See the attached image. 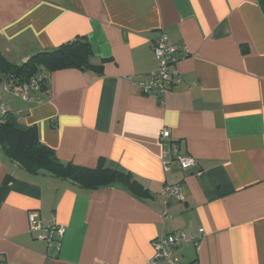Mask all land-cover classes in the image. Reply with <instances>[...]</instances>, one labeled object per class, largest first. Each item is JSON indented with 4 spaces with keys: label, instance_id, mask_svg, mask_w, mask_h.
Listing matches in <instances>:
<instances>
[{
    "label": "crops",
    "instance_id": "obj_1",
    "mask_svg": "<svg viewBox=\"0 0 264 264\" xmlns=\"http://www.w3.org/2000/svg\"><path fill=\"white\" fill-rule=\"evenodd\" d=\"M162 33L185 53L175 56L179 81L160 103L133 82L156 68L152 44ZM76 38L88 42L99 70L50 72L31 101L0 87V101L20 125H35L61 162L102 161L141 191L31 172L0 148V264H151L153 239L177 231L198 240L174 249L179 264H264L260 1L0 0V53L8 61L22 64ZM165 126L196 166L171 161L163 169ZM166 184H179L182 199L162 196ZM31 210L64 226L58 248L29 231Z\"/></svg>",
    "mask_w": 264,
    "mask_h": 264
},
{
    "label": "trees",
    "instance_id": "obj_2",
    "mask_svg": "<svg viewBox=\"0 0 264 264\" xmlns=\"http://www.w3.org/2000/svg\"><path fill=\"white\" fill-rule=\"evenodd\" d=\"M259 1L264 9V0ZM90 55L91 49L88 42L80 38L68 41L50 52L33 55L19 65L8 61L0 53L2 92L12 98H17L10 95L9 91L5 90V86L19 88L40 72L50 73L63 68L99 70L100 66L89 62ZM47 84L48 82L41 80L40 89L46 87ZM2 103L4 107L3 111H0V148L23 169L69 179L82 187L91 189L122 184L133 193L137 190L141 191V187L131 180L129 174L104 166L102 161L94 168L61 162L52 149L39 142L35 125L26 127L20 125L16 114L7 110L6 104Z\"/></svg>",
    "mask_w": 264,
    "mask_h": 264
},
{
    "label": "built area",
    "instance_id": "obj_3",
    "mask_svg": "<svg viewBox=\"0 0 264 264\" xmlns=\"http://www.w3.org/2000/svg\"><path fill=\"white\" fill-rule=\"evenodd\" d=\"M153 54L156 60V68L151 71L144 80L134 81L138 91L143 95H155L160 103H163L164 95L168 90L179 81L177 69L175 68L177 53H185V48L180 45L173 44L166 34H161L152 44ZM129 79V78H128ZM48 82V73L40 72L36 74L29 82L19 86V88H11L5 86V90L10 95L21 98L25 101H31V94L40 90V81ZM1 98V97H0ZM4 104L0 101V111H3ZM159 142L163 147L162 166L166 171L169 169L171 161L176 162L177 166L182 170L190 169L197 165V159L190 154L182 152L177 143L172 140L170 129L165 126L159 131ZM167 156H169L167 158ZM164 197L174 196L178 200L182 199L181 186L179 184L164 185L160 191ZM163 217H169L167 212V204L161 211ZM29 231L34 237L43 240L48 247H59V241L64 234L65 228L55 222H43L36 210L28 213ZM199 229V233H202ZM197 243V238H189L184 232L177 231L168 235H161L153 239V256L150 263L156 264L157 259H163L167 264H179L173 257V251L179 245L188 243L189 241Z\"/></svg>",
    "mask_w": 264,
    "mask_h": 264
},
{
    "label": "rangeland",
    "instance_id": "obj_4",
    "mask_svg": "<svg viewBox=\"0 0 264 264\" xmlns=\"http://www.w3.org/2000/svg\"><path fill=\"white\" fill-rule=\"evenodd\" d=\"M0 87H1V89H2V86H1V84H0ZM3 97H5V95H4ZM5 98H6V97H5Z\"/></svg>",
    "mask_w": 264,
    "mask_h": 264
}]
</instances>
